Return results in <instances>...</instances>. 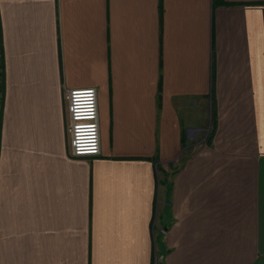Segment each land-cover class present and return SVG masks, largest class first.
<instances>
[{"label": "crops", "instance_id": "1", "mask_svg": "<svg viewBox=\"0 0 264 264\" xmlns=\"http://www.w3.org/2000/svg\"><path fill=\"white\" fill-rule=\"evenodd\" d=\"M0 45V264H264V0H0Z\"/></svg>", "mask_w": 264, "mask_h": 264}, {"label": "built area", "instance_id": "2", "mask_svg": "<svg viewBox=\"0 0 264 264\" xmlns=\"http://www.w3.org/2000/svg\"><path fill=\"white\" fill-rule=\"evenodd\" d=\"M71 153L74 156L101 152L100 115L96 87L72 88L68 92Z\"/></svg>", "mask_w": 264, "mask_h": 264}, {"label": "rangeland", "instance_id": "3", "mask_svg": "<svg viewBox=\"0 0 264 264\" xmlns=\"http://www.w3.org/2000/svg\"><path fill=\"white\" fill-rule=\"evenodd\" d=\"M215 118L211 117L209 122L207 121L203 128H193L187 132H184L185 142L184 150L188 154L192 147H197L198 144L208 143L211 139L214 130ZM195 145V146H194Z\"/></svg>", "mask_w": 264, "mask_h": 264}, {"label": "trees", "instance_id": "4", "mask_svg": "<svg viewBox=\"0 0 264 264\" xmlns=\"http://www.w3.org/2000/svg\"><path fill=\"white\" fill-rule=\"evenodd\" d=\"M4 60H3V53L1 50L0 45V133H1V115H2V109L4 105ZM184 142H185V136H184Z\"/></svg>", "mask_w": 264, "mask_h": 264}]
</instances>
